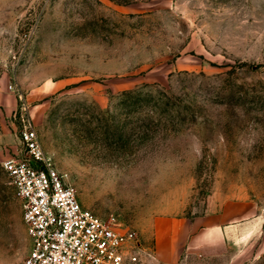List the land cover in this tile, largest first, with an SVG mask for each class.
Wrapping results in <instances>:
<instances>
[{"label": "rangeland", "instance_id": "obj_1", "mask_svg": "<svg viewBox=\"0 0 264 264\" xmlns=\"http://www.w3.org/2000/svg\"><path fill=\"white\" fill-rule=\"evenodd\" d=\"M29 124L80 203L149 246L157 216L251 200L230 263L264 264V0H0V264L31 248L2 165Z\"/></svg>", "mask_w": 264, "mask_h": 264}, {"label": "built area", "instance_id": "obj_2", "mask_svg": "<svg viewBox=\"0 0 264 264\" xmlns=\"http://www.w3.org/2000/svg\"><path fill=\"white\" fill-rule=\"evenodd\" d=\"M28 157L2 161L23 209L31 248L23 264H144L153 257L140 234L85 208L54 168L31 124L21 131Z\"/></svg>", "mask_w": 264, "mask_h": 264}, {"label": "crops", "instance_id": "obj_3", "mask_svg": "<svg viewBox=\"0 0 264 264\" xmlns=\"http://www.w3.org/2000/svg\"><path fill=\"white\" fill-rule=\"evenodd\" d=\"M258 225L246 198L212 204L198 216L160 215L151 222L149 264H231L233 240Z\"/></svg>", "mask_w": 264, "mask_h": 264}]
</instances>
